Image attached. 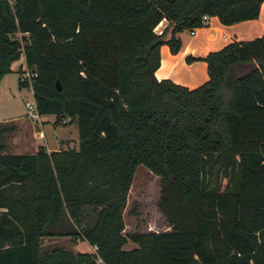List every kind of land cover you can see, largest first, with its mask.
Listing matches in <instances>:
<instances>
[{
    "label": "trees",
    "instance_id": "obj_1",
    "mask_svg": "<svg viewBox=\"0 0 264 264\" xmlns=\"http://www.w3.org/2000/svg\"><path fill=\"white\" fill-rule=\"evenodd\" d=\"M262 1L0 0V78L22 54L37 114L73 120L78 139L0 143V264H264V31L199 58L198 86L154 76L160 45L177 52L202 15L232 24ZM137 165L169 230L122 233ZM63 215L94 251H39Z\"/></svg>",
    "mask_w": 264,
    "mask_h": 264
},
{
    "label": "rangeland",
    "instance_id": "obj_2",
    "mask_svg": "<svg viewBox=\"0 0 264 264\" xmlns=\"http://www.w3.org/2000/svg\"><path fill=\"white\" fill-rule=\"evenodd\" d=\"M163 27V23H159L155 32H159ZM25 67L23 56L20 54L10 63V71L0 78V125L8 127L13 124L17 128L24 122L32 129L35 128L40 131L44 137L38 139V131L35 134L28 131L30 140H22L21 144L15 145L11 142L13 129H5L0 133L3 151L30 152L35 148L37 149V143L47 144V146L60 144V149H76L78 139L73 120L68 121L67 118L56 120L52 114L36 117L27 115L28 109L24 106V102L33 103L30 86L19 87L17 84V78H19L21 71L25 70ZM25 81L29 83L28 80ZM158 195V177L143 165H137L126 193L125 206L122 211L123 234L169 230V226L156 208ZM47 229L51 234L39 237L40 252H47L53 248H61L73 254L94 251L93 246L80 238L78 229L65 215L54 221ZM132 245L130 241H127L125 247Z\"/></svg>",
    "mask_w": 264,
    "mask_h": 264
},
{
    "label": "crops",
    "instance_id": "obj_3",
    "mask_svg": "<svg viewBox=\"0 0 264 264\" xmlns=\"http://www.w3.org/2000/svg\"><path fill=\"white\" fill-rule=\"evenodd\" d=\"M160 23H163V26H165L166 20L162 19ZM263 31L264 1L260 2L258 14L253 19L232 24H222L218 21L216 16H207L205 25L193 28L190 31L182 30L177 33L180 40V46L177 52L171 53L165 44L160 45L159 64L154 71V76L156 79L168 78L172 82L183 85L189 89L198 86L207 79L205 62L199 58L203 57L209 51L221 48L228 42L234 40H249L261 35ZM186 57H193V59L187 61L185 59ZM37 116H39V114H37ZM22 123L23 125L17 128L11 124V128L13 129L11 133V142L15 145L21 144L22 140H30L27 134L28 131H31L32 134L38 131L26 125V123ZM38 132V139L43 138L44 135L40 133V131ZM36 146H41L46 152L60 149V144L47 146V144L37 143ZM35 151L36 148L28 153H33ZM11 153L23 152L11 150Z\"/></svg>",
    "mask_w": 264,
    "mask_h": 264
},
{
    "label": "built area",
    "instance_id": "obj_4",
    "mask_svg": "<svg viewBox=\"0 0 264 264\" xmlns=\"http://www.w3.org/2000/svg\"><path fill=\"white\" fill-rule=\"evenodd\" d=\"M207 22V16L206 15H202L201 16V24L205 25ZM34 75V72H32L31 70L27 69L25 67V70H22L20 75H19V80L20 81H24V80H28V85L30 86V77ZM24 106L28 109V116L29 117H36L37 116V112L35 110V104L34 101L33 103H30L28 101L24 102ZM30 109H33L32 111Z\"/></svg>",
    "mask_w": 264,
    "mask_h": 264
},
{
    "label": "water",
    "instance_id": "obj_5",
    "mask_svg": "<svg viewBox=\"0 0 264 264\" xmlns=\"http://www.w3.org/2000/svg\"><path fill=\"white\" fill-rule=\"evenodd\" d=\"M55 86H56V89L58 90L60 88L59 84H58V81L55 80Z\"/></svg>",
    "mask_w": 264,
    "mask_h": 264
}]
</instances>
